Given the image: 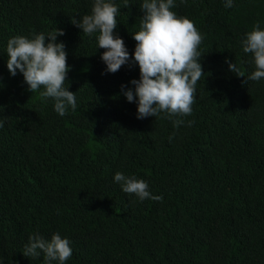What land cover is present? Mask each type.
Listing matches in <instances>:
<instances>
[{"label": "trees", "instance_id": "16d2710c", "mask_svg": "<svg viewBox=\"0 0 264 264\" xmlns=\"http://www.w3.org/2000/svg\"><path fill=\"white\" fill-rule=\"evenodd\" d=\"M111 2L120 8L113 35L129 53L115 73L98 33L72 23L94 0H0V264H59L39 249L23 254L36 233L68 239L64 264H264V78L247 79L254 57L241 44L257 23L264 30V0H174L171 10L202 35L204 75L192 113L172 119H138L137 101H127L140 78L133 33L143 0ZM55 27L77 100L64 116L7 68L9 38ZM116 172L163 199L124 193Z\"/></svg>", "mask_w": 264, "mask_h": 264}, {"label": "clouds", "instance_id": "9594fccd", "mask_svg": "<svg viewBox=\"0 0 264 264\" xmlns=\"http://www.w3.org/2000/svg\"><path fill=\"white\" fill-rule=\"evenodd\" d=\"M232 4L233 0H225V7H232ZM128 6L125 0L124 7ZM173 7L174 0H143L140 5L144 14L139 30L133 33L137 42L133 55L139 65L140 78L130 81L134 89L124 91L127 101H137L138 119L157 117L161 113L166 114L168 119L190 115L197 82L204 75L199 62L202 55L198 51L202 35L193 21L177 16L171 10ZM119 10L111 0H94L91 14L78 19L72 17V23L85 35L98 33L97 47L105 49L101 59L107 65L106 70L112 73L129 61L123 39L113 35ZM58 35H64V31L55 27L47 35L33 33L31 39L22 35L9 38L7 68L13 76L19 70L29 91L38 92L42 103L53 99L55 111L64 116L69 108L76 110L77 100L75 92L65 87L69 65L65 44L57 42ZM46 37L49 38L47 42ZM241 44L244 53H252L254 57L255 71L247 79L259 81L264 78V30L258 23L245 34ZM229 70L244 77L233 62H229ZM173 123L178 126L183 121L176 119ZM2 126L3 122H0ZM113 179L124 193H134L141 201L145 198L163 199L162 196L151 195L143 179L125 176L122 172H116ZM38 249L43 251L46 260L59 261V264H64L72 255L68 239L62 238L59 233H54L50 240H45L38 233L29 236L23 254L34 258L40 255Z\"/></svg>", "mask_w": 264, "mask_h": 264}]
</instances>
